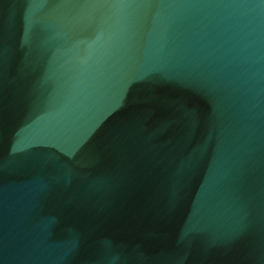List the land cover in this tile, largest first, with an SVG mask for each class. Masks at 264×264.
Returning a JSON list of instances; mask_svg holds the SVG:
<instances>
[{"label": "water", "instance_id": "obj_1", "mask_svg": "<svg viewBox=\"0 0 264 264\" xmlns=\"http://www.w3.org/2000/svg\"><path fill=\"white\" fill-rule=\"evenodd\" d=\"M0 264H264V0H0Z\"/></svg>", "mask_w": 264, "mask_h": 264}]
</instances>
